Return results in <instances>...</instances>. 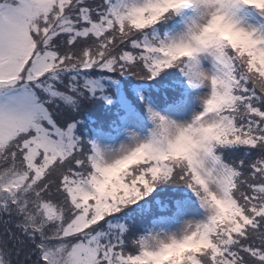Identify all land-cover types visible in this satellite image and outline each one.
I'll use <instances>...</instances> for the list:
<instances>
[{
    "label": "snow or ice",
    "instance_id": "obj_1",
    "mask_svg": "<svg viewBox=\"0 0 264 264\" xmlns=\"http://www.w3.org/2000/svg\"><path fill=\"white\" fill-rule=\"evenodd\" d=\"M0 264H264V0H0Z\"/></svg>",
    "mask_w": 264,
    "mask_h": 264
}]
</instances>
